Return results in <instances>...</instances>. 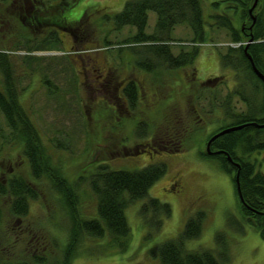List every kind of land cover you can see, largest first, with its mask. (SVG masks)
Instances as JSON below:
<instances>
[{
	"label": "rangeland",
	"instance_id": "obj_1",
	"mask_svg": "<svg viewBox=\"0 0 264 264\" xmlns=\"http://www.w3.org/2000/svg\"><path fill=\"white\" fill-rule=\"evenodd\" d=\"M126 1L129 0H78L62 13L49 8L55 2L29 5L28 12L35 19L32 24L25 9L21 14L17 3L0 0V52L10 57L18 81L19 103L39 135L38 153L42 151L49 157L48 166L43 159L47 171H42V178L35 181L23 153V137L12 139L0 113V178H24L37 193L36 199L29 203L27 215L21 218L10 210L11 196L0 195V264H64L67 259L68 264H158L149 256V249L177 236L187 217L200 210L207 214L202 234L187 241V248H213L214 234L221 230L230 244L229 264H264V238L260 233L246 225L245 232L239 234L225 224L227 213L239 217L230 176L202 157L209 136L229 123L220 109L215 107L202 117V122L186 127L180 137L181 151L139 150L155 134L140 139L137 123L146 120L154 127L162 125L169 113L172 117L182 116L189 96L185 97L189 80L180 69L153 76L132 68L133 52L125 40L135 29L112 28V16ZM214 1L202 0L205 20L217 13ZM83 17V22L74 27ZM155 21L156 13L149 11L146 32L152 31ZM69 26L74 28L72 32ZM206 27L207 46L199 48L194 62L195 79L205 83L208 78L219 76V80L205 85L216 87L224 80V87L231 89L234 72L220 67L219 56L228 46L227 34L224 29L210 30L208 24ZM192 35L187 25H176L170 34L172 51L178 52L179 43L189 47ZM105 73L110 81L108 92L98 84ZM129 78L138 82L140 98L138 109L128 107V111L122 106L128 102L121 91ZM46 80L56 85L52 92L48 90L49 84L44 83ZM226 87L219 91L226 93ZM235 103L238 109L244 108L242 103ZM103 154L109 157L103 158ZM252 158L264 171V152L255 153ZM104 159L113 169L129 171L153 162L165 163L166 172L150 187L148 195L168 203L172 213L164 218L160 231L153 233L139 216L143 201H137L125 210L131 235L124 251L112 248L106 239L80 238L77 248L70 252V209L63 208L54 187L62 185L64 191L69 189V195L71 187L75 197L70 196L78 203L79 216H94L96 200L87 185V176L92 171L91 165ZM161 184L162 188L157 190Z\"/></svg>",
	"mask_w": 264,
	"mask_h": 264
},
{
	"label": "trees",
	"instance_id": "obj_2",
	"mask_svg": "<svg viewBox=\"0 0 264 264\" xmlns=\"http://www.w3.org/2000/svg\"><path fill=\"white\" fill-rule=\"evenodd\" d=\"M12 1L14 4L17 3L21 14L25 9L28 19L33 24L35 19L28 12L29 5H46L55 2L56 5H49V8L62 13L78 0ZM252 3L253 0H216L212 5L217 9V13H212L208 20H205L202 0H129L124 3L120 11L112 16V28L120 30L125 26H130L135 29L134 34L125 40L127 48L133 52L131 54L132 68L139 71L144 70L142 72L153 76L180 69L184 71L187 81L189 80L188 93L185 97L189 96L185 101L182 116L175 114L172 117L169 113L165 119L163 118L162 125L154 127L150 126L146 120L137 123V137L140 139H146L152 133L155 134L147 144L148 148L167 152L181 151L180 137L186 127L195 122H202V117H206L215 107L229 119V123L219 126L209 138L226 127L243 125L238 130L214 139L210 145L213 153L207 154L204 151L202 157L217 164L221 171L230 176L234 184L239 217L227 213L226 226L243 234L246 225H250L264 238V171L258 167V162L256 164L257 160L252 158L255 153L264 152V126H258L264 124V83L253 72L247 57V54L250 55L255 67L264 75V0H258L252 11L255 17L254 22L249 14ZM222 6L224 11L219 13ZM37 10L39 11L38 7ZM149 11L156 13V21L152 31L148 33L146 26ZM40 12L45 16V11L40 10ZM83 20L84 17L79 23H75L74 27L79 26ZM178 24L187 25L193 38L190 40L189 47L179 43L180 49L174 53L170 34ZM207 24L210 30L224 29L229 43L245 42L248 44L246 51V44H241L227 46L226 51L219 52L220 67L234 72L233 86L231 89L225 86L226 93L219 91L222 86L225 88L224 80H221L216 87L205 85L219 80V76L208 78V82L206 80L205 83L195 79L194 62L200 44L206 42ZM68 29L72 32L74 28L69 26ZM250 39H252L251 42H249ZM0 72V113L10 129L12 139L17 141L23 137L22 149L30 165L31 176L35 181L39 180L43 176L42 171H47L44 164L48 166L49 157L42 151V154L38 153L41 148L38 143L37 129L19 103L18 81L13 74L10 57L1 52ZM44 83H48L51 87L48 89L49 92L56 88L51 81L46 80ZM138 87V82L134 78H129L123 85L128 103L134 110L138 109L139 104ZM235 99L242 103L244 108L238 109ZM185 113H188V116ZM227 154L232 161L227 159ZM103 155V158L109 157L107 154ZM104 161L105 159L93 163L92 171L87 176V185L96 200L94 216H79L78 203L71 198V196L75 197L71 187V196L69 189L64 191L62 185L54 187L63 208L65 206L66 209H70L69 216L72 220L68 247L70 252L71 249L77 248L80 238L82 240L84 238L106 239L112 248L124 251L128 247L131 235L125 210L137 201H143L138 211L139 216L143 224L153 233L160 231L164 218L172 213L168 203L148 195L150 187L166 172L165 163L153 162L140 169L129 171L113 169ZM237 174L244 202L238 195ZM2 194L11 196L10 210L17 218L27 215L30 201L37 197L31 183L17 176L0 178V195ZM206 218L207 214L203 210L189 215L178 235L150 248L149 256L158 264H229L232 256L224 231L220 230L214 234L213 248L189 249L185 246L187 241L201 236ZM69 250L67 249L68 256ZM64 264H68V259Z\"/></svg>",
	"mask_w": 264,
	"mask_h": 264
},
{
	"label": "water",
	"instance_id": "obj_3",
	"mask_svg": "<svg viewBox=\"0 0 264 264\" xmlns=\"http://www.w3.org/2000/svg\"><path fill=\"white\" fill-rule=\"evenodd\" d=\"M257 2H258V0H253V4H252V6L249 8V14H250L251 17H252L253 22L255 21V17L252 15V11H253V9L255 8V6L257 5ZM251 41H252V39H250L249 42H251ZM247 45H248V44H246L245 51H246ZM247 57H248V59L250 60V63H251V66H252L253 72H254L255 75H256V76H257V77H258V78L264 83V75H263V74H262V73H261L256 67H255V65L253 64V61H252L250 55L247 54ZM258 126H259V127H263L264 124H262V125H258ZM242 127H243V125H235V126L226 127V128H224V129L220 130L219 132L215 133L214 135H212V136L208 139V141L206 142L205 152H206L207 154H212V153H213V151H211V149H210V145H211V142H212L214 139H216L217 137H219V136H221V135H223V134H225V133H228V132H231V131L238 130V129L242 128ZM226 157H227V159H228L229 161H232V160H231V157H230L228 154L226 155ZM237 165H238V164H237ZM236 187H237V191H238V195H239L240 200H241L242 202H244V201H243V197H242L241 192H240V187H239V182H238V174H237V176H236Z\"/></svg>",
	"mask_w": 264,
	"mask_h": 264
},
{
	"label": "flooded vegetation",
	"instance_id": "obj_4",
	"mask_svg": "<svg viewBox=\"0 0 264 264\" xmlns=\"http://www.w3.org/2000/svg\"><path fill=\"white\" fill-rule=\"evenodd\" d=\"M101 76H102V78H101V80L98 82V84L103 88L104 87V90H105V92H108V87L110 88V81L108 80L109 78H108V75H106V73L105 74H101ZM125 83H123V85H124ZM117 96H118V98L120 99V98H122V96H121V94H120V89L119 88H117ZM121 93L125 96V98H126V100H127V102H128V99H127V97H126V95H125V93H124V91H123V87H122V91H121ZM122 106H124L125 108H127V110L129 111V109L130 108H128V107H130V104L128 103V104H123ZM129 113V112H128ZM146 149H148L151 153H153V152H155V149H152V148H148L147 146H145V148H142V149H139V150H142V151H145ZM139 150H137V153H139L140 151ZM176 185V184H175Z\"/></svg>",
	"mask_w": 264,
	"mask_h": 264
},
{
	"label": "built area",
	"instance_id": "obj_5",
	"mask_svg": "<svg viewBox=\"0 0 264 264\" xmlns=\"http://www.w3.org/2000/svg\"><path fill=\"white\" fill-rule=\"evenodd\" d=\"M242 43H236V44H234L233 46H239V45H241ZM244 44V43H243ZM201 45V44H200Z\"/></svg>",
	"mask_w": 264,
	"mask_h": 264
},
{
	"label": "bare ground",
	"instance_id": "obj_6",
	"mask_svg": "<svg viewBox=\"0 0 264 264\" xmlns=\"http://www.w3.org/2000/svg\"><path fill=\"white\" fill-rule=\"evenodd\" d=\"M162 186H163V184L159 185V186L157 187V190L161 189Z\"/></svg>",
	"mask_w": 264,
	"mask_h": 264
}]
</instances>
